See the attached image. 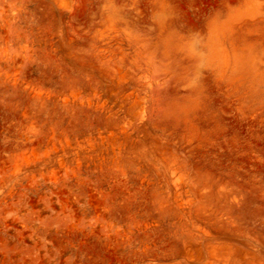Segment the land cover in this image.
<instances>
[{
	"label": "rangeland",
	"instance_id": "1",
	"mask_svg": "<svg viewBox=\"0 0 264 264\" xmlns=\"http://www.w3.org/2000/svg\"><path fill=\"white\" fill-rule=\"evenodd\" d=\"M0 264H264V0H0Z\"/></svg>",
	"mask_w": 264,
	"mask_h": 264
}]
</instances>
